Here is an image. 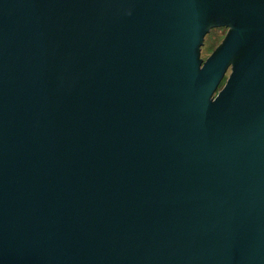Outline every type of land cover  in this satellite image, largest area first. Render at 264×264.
<instances>
[{"label": "water", "instance_id": "95a60500", "mask_svg": "<svg viewBox=\"0 0 264 264\" xmlns=\"http://www.w3.org/2000/svg\"><path fill=\"white\" fill-rule=\"evenodd\" d=\"M0 264H264V0H0Z\"/></svg>", "mask_w": 264, "mask_h": 264}, {"label": "rangeland", "instance_id": "374dc122", "mask_svg": "<svg viewBox=\"0 0 264 264\" xmlns=\"http://www.w3.org/2000/svg\"><path fill=\"white\" fill-rule=\"evenodd\" d=\"M227 32L228 27L216 26L206 34L204 44L201 48V56L204 59H207L214 52V50L222 43ZM229 74L230 70L227 72L224 80L221 83L220 88L225 84Z\"/></svg>", "mask_w": 264, "mask_h": 264}, {"label": "flooded vegetation", "instance_id": "af4514ba", "mask_svg": "<svg viewBox=\"0 0 264 264\" xmlns=\"http://www.w3.org/2000/svg\"><path fill=\"white\" fill-rule=\"evenodd\" d=\"M224 40V39H223ZM223 42V41H222Z\"/></svg>", "mask_w": 264, "mask_h": 264}]
</instances>
